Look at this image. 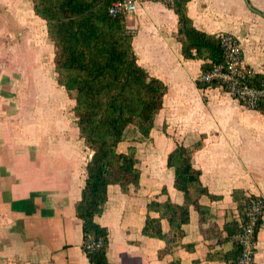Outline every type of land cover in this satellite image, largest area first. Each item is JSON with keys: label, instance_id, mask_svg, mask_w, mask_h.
<instances>
[{"label": "crops", "instance_id": "obj_1", "mask_svg": "<svg viewBox=\"0 0 264 264\" xmlns=\"http://www.w3.org/2000/svg\"><path fill=\"white\" fill-rule=\"evenodd\" d=\"M249 2L190 0L188 14L202 31L236 36L244 66L264 73V0ZM126 22L138 63L168 89L150 137L131 125L119 144L121 152L137 147L141 178L137 187L110 185L96 217L110 231L108 258L116 264H168L176 257L182 264H227L206 259L230 244L206 239L194 206L183 243H195V250L179 246L161 257L164 240L142 232L147 203L184 202L168 155L178 144L198 141L193 164L208 190L222 196L200 201L211 206L220 227L228 210L237 214L234 190L264 200V113L243 107L219 84H198L203 61L183 55L171 6L144 3ZM54 50L32 0H0V264H90L76 203L92 151L70 107L75 100L57 81ZM163 228L169 229L167 220ZM256 262L264 264V227L257 233Z\"/></svg>", "mask_w": 264, "mask_h": 264}, {"label": "trees", "instance_id": "obj_2", "mask_svg": "<svg viewBox=\"0 0 264 264\" xmlns=\"http://www.w3.org/2000/svg\"><path fill=\"white\" fill-rule=\"evenodd\" d=\"M32 1L36 14L46 21L48 37L54 43L57 81L75 100L73 112L79 133L92 151L86 164L81 199L76 203V215L83 224L82 248L90 264H116L108 258L110 231L96 217L104 211L110 185L118 184L123 189L139 186L141 170L137 147L130 145L126 152L119 151L118 147L131 125L143 136L150 137L156 116L164 106L168 87L138 63L127 17L109 12L113 0ZM189 1L177 0L171 6L179 17L178 39L183 55L202 60V72H207L226 60L221 33L211 34L198 29L188 14ZM247 81L261 86L264 73L253 74ZM198 84L206 87L218 83L198 80ZM257 109L264 113V100ZM201 144L202 141L178 144L169 153L168 165L175 171L174 185L184 193V202L152 199L147 203L142 232L164 240L165 246L159 251L161 257L174 254L179 246L192 252L196 244H184L183 239L185 225L190 222V207L194 206L199 212L200 229L206 239L230 244L224 251H210L206 259L238 264L241 245L236 237L248 223L247 213L256 195H248L242 189L234 190L237 214L228 210L225 223L220 227L211 206L200 201L204 195L211 200L222 198L208 190L202 182L201 171L193 164V156ZM163 220L169 223L167 231L163 228ZM168 264L182 262L176 257Z\"/></svg>", "mask_w": 264, "mask_h": 264}, {"label": "built area", "instance_id": "obj_3", "mask_svg": "<svg viewBox=\"0 0 264 264\" xmlns=\"http://www.w3.org/2000/svg\"><path fill=\"white\" fill-rule=\"evenodd\" d=\"M176 1L113 0L109 12L112 15L123 14L128 17L136 13L144 3L161 2L167 6H173ZM221 43L226 53L225 62L215 64L207 72H202L199 80L205 83L216 82L232 98L238 100L243 107L257 109L260 102L264 100V83L261 86H254L248 83L247 79L253 73L243 64V48L236 36L231 33H221ZM263 215L264 200L259 196H255L251 200L247 213L248 223L244 225L243 231L236 237L241 245V255L238 264H257V232L264 227Z\"/></svg>", "mask_w": 264, "mask_h": 264}, {"label": "rangeland", "instance_id": "obj_4", "mask_svg": "<svg viewBox=\"0 0 264 264\" xmlns=\"http://www.w3.org/2000/svg\"><path fill=\"white\" fill-rule=\"evenodd\" d=\"M74 105H75V101H71L70 102V107L72 108V111H73V107H74ZM74 116H75V114H74ZM76 117V116H75ZM88 150V152H89V149H87Z\"/></svg>", "mask_w": 264, "mask_h": 264}]
</instances>
